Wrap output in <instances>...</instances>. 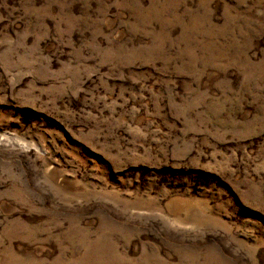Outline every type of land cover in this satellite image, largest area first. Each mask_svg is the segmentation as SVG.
I'll return each mask as SVG.
<instances>
[{
	"label": "rangeland",
	"instance_id": "obj_1",
	"mask_svg": "<svg viewBox=\"0 0 264 264\" xmlns=\"http://www.w3.org/2000/svg\"><path fill=\"white\" fill-rule=\"evenodd\" d=\"M0 264H264V0H0Z\"/></svg>",
	"mask_w": 264,
	"mask_h": 264
}]
</instances>
